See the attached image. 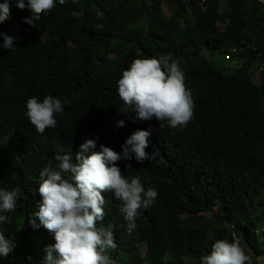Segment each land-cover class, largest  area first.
I'll return each instance as SVG.
<instances>
[{
    "label": "trees",
    "instance_id": "obj_1",
    "mask_svg": "<svg viewBox=\"0 0 264 264\" xmlns=\"http://www.w3.org/2000/svg\"><path fill=\"white\" fill-rule=\"evenodd\" d=\"M77 1L79 3H77ZM210 1H212L210 9L207 11L206 8V10L203 11L200 6V0H165L164 2L160 3V5H162L163 3H168V6L173 13V16L170 17V19H167L160 10V5H156V2H153V0H76V2L74 3L75 5L71 2L66 3L62 6L56 4L55 8H53L50 12L41 15L40 19L35 22V27L30 32L24 31L22 27H20V25L10 27L11 30L14 31L15 29L16 32H18V36L16 39V49L14 51L10 50L7 52H0V55L2 54L0 56V72L2 74L6 72L4 75H2V77L0 74V90H3L2 93L6 92L5 94H2V90L0 91V111L3 114H0V151L2 150L0 152V188L11 190L15 187H19L22 190V195L17 201V207L14 211L15 213H10V219L8 223L0 224V230H3L6 237L14 240L16 244V247L12 252L13 254L10 253L9 255L11 257H6L5 261V257H0V264H40L45 255V247L47 245L55 243L54 237L46 229L45 231L42 230L44 229L43 226H40V228H33L28 223V218L35 211H38V204L41 201V196L38 191L40 171L45 166L55 163L54 155L57 153L64 154L72 152L73 159L75 160V153L79 151L78 145L80 144V141L84 140L85 137H89L95 134V132L97 133L102 131L104 140H106L107 142L106 146H109L122 155L121 146L124 143L125 139L130 136V134L125 133V129L142 128L140 125L141 121L133 122L132 119L130 120L131 122L129 121L130 123H125L124 127H119V130L115 129L114 126H116V124L114 125V120H112L113 125H111L110 113L112 108L115 106V100H117V98L119 97L116 85L118 78H120V76L122 75V68H128L132 62V59L147 58L156 56V54L166 53L168 50L170 51L172 48H175L176 41L178 42V40L185 35V37L188 39L187 40L185 38L187 40L188 47L187 53L189 54H186L187 57L186 55L184 56L186 58H183L184 62L182 61L181 63L183 65H181L185 69V73L187 74L186 84L192 90L193 99L196 103V115L194 118L195 121L192 120L189 125L183 129H170L167 125L161 128L159 127V122L155 118L150 121H146L144 129L151 130V136L149 137L150 146H148L146 151L151 154L154 146V151L157 153L156 158L152 162L148 160L138 162L133 154L130 160L122 158L117 162V166L121 169L126 177L131 178L139 176L144 187H154L158 192V196L155 199L153 205L150 206V208H148L147 210L141 209V214L137 220V228L131 234H129L125 230L126 222L124 221L119 211L121 202L119 200H116L115 198L112 199V193H107V195H105V198L108 201L104 209L106 214L104 220L98 226H107L109 223L113 224L115 226L114 235L115 242L117 244V247L115 249L108 250V255L111 257L113 264H200V261H198L197 259L200 260V257L202 255L210 252L209 250H211L212 244L215 242V239L217 240L218 238L216 237V235H221L224 237L222 238L220 236L219 239H227L231 241L233 235L235 234V237L240 240L241 246L245 249L246 253L252 256L253 264H264V247H262L264 245H261L264 244V159L263 161L261 160L262 158H264V150L263 153L260 151L261 149H264L262 147L264 144L259 143H264V74H261L258 78V80H260L259 83H254L252 78L255 72V70L253 69V66L255 64L254 61L257 60L258 54H260L261 57L260 61L264 60V42L262 43V41L264 40V9L261 6L257 5L256 0H226L225 3L228 6V10L225 14H223L218 12L217 0H206L203 2L209 5ZM247 1L250 3H248ZM25 2L27 3V1ZM149 4H153V7L151 8ZM241 4L244 5V7ZM240 5L242 7H240ZM206 16L208 17V19ZM182 19H184L185 21V28H183V25L180 22V20ZM219 19L228 20L227 28L229 30L226 29L225 32H222L217 27H214L216 26V22ZM201 24L203 26H199ZM197 26L199 29H197ZM193 27H195L196 29ZM209 27L210 30L216 28L217 29L215 30V32L210 33V30H207V28L209 29ZM150 29H154L153 31L157 32L155 33L156 35ZM168 29L170 30V32H168ZM200 29L201 31H199ZM133 30L138 36H135ZM159 30L162 31L160 34L158 33L160 32ZM196 32H199L198 35H195L197 34ZM203 32H205L204 35L208 36L206 38L207 40L205 39L206 36L203 35ZM143 33L145 34L143 35ZM157 34L158 37H156ZM167 35L169 38L167 37ZM167 39L171 41H165ZM190 39L193 41L192 44L190 43L191 41H189ZM204 39L206 41H204ZM135 41L137 43H135ZM150 41H152L153 43ZM163 44L165 45V47L163 46ZM166 44L168 47H166ZM169 45L171 48L169 47ZM203 45H205L204 48ZM156 46H159V48H161L159 49ZM162 47L164 48V50ZM233 47L237 49V58L241 60L240 68L238 69H230L226 67L227 61L225 60V55H227L229 53V50ZM165 48H167V50ZM208 51H210V53L222 52L224 54L223 60L226 61V63L219 65L215 63L213 57H204V54ZM68 53L70 54L69 57L67 56L69 55ZM128 53L133 54L128 55ZM193 55H195V57ZM131 56H133L134 58ZM19 58H22V61H19ZM186 59L188 60V62L186 61ZM16 61H19V63H17ZM111 63L118 66L115 67L114 65L111 69ZM251 65L252 68H250ZM74 68L75 70L73 71ZM79 68L81 69L82 73H80ZM86 69H88V71ZM118 70L119 72L117 73ZM85 71L88 75H86ZM46 75L48 76V78ZM51 75H53L52 78ZM18 76L19 78L22 77L20 78L21 81L20 79H18ZM62 76H64L65 78ZM92 76L94 77V79ZM100 76H102V78ZM97 77L99 78L98 82ZM39 78L42 79L40 80ZM7 80H11L12 82H8ZM46 80H48V82ZM109 80H112V82L114 83L112 84ZM31 81L33 84H35L33 85ZM59 81L62 86H59ZM28 82H30L29 85L27 84ZM5 85L7 90L5 88ZM84 85L86 86L85 88ZM18 86L21 88L19 89ZM91 86L94 87L92 88ZM101 86H103V89L101 88ZM107 87H109L108 90ZM88 88L89 90L91 88V90L88 91ZM38 89L40 90V92ZM63 89L66 91H64ZM24 90L27 91L24 92ZM17 92L21 95H16ZM21 92L24 93L23 96ZM35 92H37L36 97H38L40 100H42L46 95H54L57 97L59 96L58 98H61V100H64V98L67 97L68 101H70L69 104L66 103L64 105L65 113L60 117V119L56 116L57 122L59 120V126L50 128L42 134L36 132L35 127L29 121H27V116L24 115L27 111L25 110V102L28 98L34 96ZM96 98L98 99V104ZM13 99L18 102H13ZM94 99L99 107L98 115L94 118H91L89 116L86 117L87 113H84V111L80 109H83L86 103ZM10 102L13 104H10ZM15 103L17 104V108H15L16 105L14 107ZM20 103H23V105H21ZM6 104L7 106L5 107ZM258 106L259 108L257 109ZM199 107L200 114L198 115L197 112ZM3 108L6 111L3 112ZM18 108L19 110H23L25 112L19 111ZM254 108L257 110H255ZM10 109L12 112L10 111ZM73 109H76V120L78 124L73 129V132H76V130H78L79 125L82 122V128L80 127L81 131L79 132L80 136L76 133L71 132L70 130L73 123ZM108 109L111 110L108 111ZM5 112L6 114H9L10 112L16 115L13 116L12 114H10L9 116H7ZM105 112L106 114H104ZM261 114H263V116H261ZM18 115H20L21 118ZM251 115L254 118L250 117ZM256 115L258 118L255 117ZM8 117H14L11 118L13 121H11V119H8ZM16 117L19 118L17 119ZM5 118L7 120H5ZM251 119H255V124L253 123V120L251 121ZM229 122L230 124H232V126L229 124ZM68 123L69 126L67 125ZM9 124L10 126H8ZM60 126L63 128H61ZM64 126H66V129ZM9 127L12 130H10ZM6 128L11 132L9 130H6ZM98 128L102 129L96 131V129ZM242 128L246 130H243ZM249 130L252 133H250ZM91 132H93V134H90ZM7 135L9 136V139H7L6 141L5 137ZM257 135L259 137L261 135L262 138L257 137ZM8 136L6 138H8ZM234 136H236L237 138ZM235 138L237 140H235ZM251 139L253 140L254 144L257 142V145L255 144L254 146L253 142H250ZM9 140L11 141L9 142ZM221 140L223 141V143ZM238 140L240 142L244 141L242 142V145H244L245 148L247 146V152L245 151V148L241 145V143L238 142ZM232 141L235 144L231 143ZM5 142H8L10 145H8V143L5 144ZM189 143L190 145H188ZM238 143L241 146H239ZM220 144H227L223 146L225 150ZM236 144L238 145V147ZM218 145H220L221 147ZM249 145H251L252 147ZM226 146H231V148H227ZM5 147H7L8 149H6ZM250 150H252L253 152ZM200 151L201 153H199ZM237 151H239L241 155ZM258 151H260L259 153L261 154L260 159V154H258ZM11 152L13 154V157ZM247 154L251 157H249L250 159H248V156H246ZM7 155H9V158L7 157ZM253 156L258 159H255ZM9 159L12 160L10 163ZM225 159H227V162ZM164 160L165 162H167V164L164 162ZM249 160L252 161L248 162ZM254 160L255 162H253ZM231 161H234L233 164L231 163ZM239 163L242 164L240 165ZM129 164L131 165V167L128 168L127 165ZM247 165L252 169L246 167ZM256 165L258 166V169ZM236 166L239 167V170H237L238 168ZM240 168L241 172H239ZM219 170L221 171V173L219 172ZM231 172L233 174H231ZM240 173L243 174L241 175ZM219 174H221L220 177ZM222 174L226 175L225 177L227 180ZM227 174H229V176ZM246 178L247 180L252 181H248L247 183ZM241 181L242 183H240ZM226 185L227 190L225 189ZM244 185L249 187H246ZM212 186H214V189H212ZM222 188L223 190H221ZM235 190H239L241 192V195H239L240 192L236 194ZM181 191L183 194L181 193ZM218 191L219 193L217 194ZM223 192H225V194H227L228 196H225ZM247 192L250 194L252 193L251 196L250 194L247 195ZM208 194H210L211 196H209ZM233 194L235 197H233ZM253 195L256 196L254 197ZM209 197L211 198L208 199ZM237 197H239L240 199L238 198L237 200ZM242 197L244 200H242ZM187 199L190 201H188ZM196 200L198 201V203ZM213 200H215L217 204ZM234 200H237L238 202L241 201V204L238 203L236 205L237 201L235 202ZM210 201H213L214 203L212 202V204ZM229 202L230 204L228 205ZM246 202H248V205H246ZM204 203H207L208 205H205ZM171 204L174 206H172ZM221 204H223L224 206H222ZM113 205L115 207H113ZM238 205H245V207L243 206L242 208L241 206L239 207L241 209H239ZM200 206L202 207V209ZM249 206H252L251 210L255 209L254 211L252 210V213H250L251 210H249ZM214 207H217V210H214ZM244 208H247L248 211ZM203 209L205 211L206 209H210V211L208 210L209 212L206 211L208 212L206 213ZM234 209L238 210L239 212ZM232 212H234V214H231ZM16 213L17 215L15 216ZM219 213H222L224 216L220 215ZM7 215H9V213ZM168 215L169 217L173 218H168ZM196 215L198 217H196ZM232 215H234L233 217L235 218V220ZM262 216L263 218H261ZM224 217L226 218L225 220H223ZM227 217L229 220L227 219ZM212 218L215 219L213 220ZM238 219L241 220L238 221ZM36 220L39 224L38 218H36ZM196 221L198 222V224ZM168 222L169 224L166 225ZM200 222L201 225L199 226ZM225 222L226 224L230 225L228 226L224 224V227L223 223ZM240 222L241 225H239ZM233 223H237V225L235 226V224ZM170 224H172V228ZM207 224L208 226L206 227ZM211 224L214 225L211 227ZM215 224L218 226H216ZM220 225L223 226L224 230H227L223 231ZM167 226L169 228H166ZM246 227L250 228L247 229ZM212 229L214 230V234L212 233V231L210 232V230ZM207 231L210 235L207 234ZM219 231H222L223 233H220ZM215 232H219L220 235L218 233L216 234ZM186 235L188 237H186ZM209 238L211 240L214 238L213 242ZM175 239L177 240L176 242H174ZM243 239H245L244 242ZM25 241L27 242L25 243ZM208 242H210V246L207 244ZM32 243L35 246L32 245ZM131 243H133V245ZM142 243L146 244L148 252H146V256L141 259V253L137 250L136 245ZM182 244L184 245L182 246ZM174 246H176L177 248ZM23 248H25L26 250ZM183 249L187 250L184 251ZM172 251H174V253ZM180 254L181 256L179 257L178 255ZM28 256H31L33 260L29 261ZM125 256L127 257L125 258ZM186 257H189L188 261ZM37 261L38 263H36Z\"/></svg>",
    "mask_w": 264,
    "mask_h": 264
},
{
    "label": "clouds",
    "instance_id": "obj_2",
    "mask_svg": "<svg viewBox=\"0 0 264 264\" xmlns=\"http://www.w3.org/2000/svg\"><path fill=\"white\" fill-rule=\"evenodd\" d=\"M164 1L153 0L156 5ZM203 1L206 0H200L201 9L205 11L207 8L208 11L212 1L209 5ZM225 1L217 0L218 12L223 14L228 10ZM69 2L74 4L76 0H0V52L16 49L18 32L11 30V26L20 25L24 31L30 32L42 14L50 12L56 4L62 6ZM260 2L264 3V0ZM256 3H259L258 0ZM149 5L153 7V4ZM259 6L264 9L263 5ZM160 10L167 19L173 16L168 3L160 5ZM180 22L185 28L184 19ZM227 25L228 20L225 19L216 22V27L222 32L226 31ZM187 52V40L181 37L170 51L147 58H135L122 71L117 81L119 97L110 113L111 125L114 120L115 129L119 130L132 119L133 122L141 121L142 127L125 129V133L130 136L121 146L122 155L106 146L102 131L95 134L91 132L93 135L85 137L78 145L75 160L72 152L57 153L54 155L55 163L40 171L38 191L41 201L38 211L28 218V223L33 228L43 226L55 241L45 247L40 264H113L108 250L117 247L115 226L111 223L98 226L106 214L104 209L108 201L105 195L112 193L121 202L119 211L126 222V232L131 234L137 228L141 209L149 208L158 192L151 186L145 188L139 176L126 177L117 162L122 158L130 160L133 154L138 162H152L156 158L154 146L151 154L146 151L151 136V130L144 129L146 121L155 118L161 128L167 125L170 129H183L194 120L196 104L193 92L186 84L187 74L181 65ZM236 53L237 49L233 47L229 50L230 56L225 55V60L228 61V56L230 62L235 65L239 63L238 67L232 69L240 68L241 61ZM260 59L258 54L254 61L259 65L254 75L259 77L264 74V60ZM66 103H70L67 97L62 101L54 95H46L42 100L32 96L26 101L27 119L42 134L59 126L56 116L60 119L65 113ZM80 110L87 113L86 117L93 118L97 117L99 107L94 99ZM81 124L73 132L78 125L76 109H73L71 132L79 135ZM21 195L19 187L11 190L0 188V224L8 223L7 214L15 211ZM15 247V241L0 230V257H8ZM28 260L31 261L32 257L28 256ZM200 264H253V258L246 253L234 234L231 241L215 240L210 252L200 257Z\"/></svg>",
    "mask_w": 264,
    "mask_h": 264
},
{
    "label": "bare ground",
    "instance_id": "obj_3",
    "mask_svg": "<svg viewBox=\"0 0 264 264\" xmlns=\"http://www.w3.org/2000/svg\"><path fill=\"white\" fill-rule=\"evenodd\" d=\"M95 1H96V0H95ZM228 1H229V0H228ZM231 1H234V0H231ZM238 1H239V0H238ZM240 1H241V0H240ZM248 1H249V0H248ZM248 1H247V2H248ZM243 2H244V1H243ZM245 2H246V1H245ZM77 3H79V2L77 1ZM228 3H229V2H228ZM241 3H242V2H241ZM248 3H250V2H248ZM225 4H226V3H225ZM242 4H243V3H242ZM242 4H241V5H242ZM260 4H261V3H258L257 5H260ZM64 5H65V4H64ZM74 5H75V4H74ZM241 5H240V7H242V6L244 7V5H242V6H241ZM70 6H71V5H70ZM133 6H134V5H133ZM260 8H261V7H260ZM132 9H133V8H132ZM246 9H248V8H246ZM213 10H214V9H213ZM216 10H217V9H216ZM251 10H252V9H251ZM214 11H215V10H214ZM249 11H250V8H249ZM255 12H256V8H255ZM211 13H212V12H211ZM212 15H213V14H212ZM209 16H210V13H209ZM206 17H207V16H206ZM255 17H256V16H255ZM263 17H264V16H263ZM207 19H208V17H207ZM229 20H230V19H229ZM130 21H131V20H130ZM214 23H215V22H214ZM173 25H174V24H173ZM51 26H52V25H51ZM138 27H139V26H138ZM164 27H165V26H164ZM214 27H216V26H214ZM214 27H213V28H214ZM52 28H53V27H52ZM142 28H143V27H142ZM151 28H152V27H151ZM155 28H156V27H155ZM155 28H154V29H155ZM158 28H159V27H158ZM161 28H162V27H161ZM187 28H188V27H187ZM193 28H195V27H193ZM213 28H212V29H213ZM134 29H135V28H134ZM154 29H153V30H154ZM195 29H196V28H195ZM197 29H199L198 26H197ZM216 29H217V28H216ZM216 29H213V30H214V31H213V30H210V27H209V29L207 28V30H210V33L215 32ZM227 29H228V28H227ZM14 30H15V29H14ZM135 30H136V29H135ZM139 30H141V29H139ZM145 30H146V29H145ZM150 30H151V29H150ZM153 30H151V31H153ZM168 30H169V29H168ZM228 30H229V29H228ZM133 31H134V30H133ZM143 31H144V30H143ZM159 31H160V30H159ZM163 31H165V30H163ZM166 31H167V30H166ZM194 31H195V30H194ZM199 31H201V29H200ZM217 31H218V30H217ZM21 32H22V31H21ZM144 32H145V31H144ZM153 32H154V31H153ZM161 32H162V31H160V32H158V33L160 34ZM168 32H170V30H169ZM192 32H193V31H192ZM205 32H207V31H205ZM205 32H203V35H204ZM129 33H130V32H129ZM155 33H157V32H154V34H155ZM196 33H197V32H196ZM198 33H199V32H198ZM198 33L195 34V35H198ZM210 33H209V34H210ZM220 33H221V32H220ZM226 33H228V32H226ZM19 34H20V32H19ZM134 34H135V36H138V35H136L135 31H134ZM134 34H133V35H134ZM144 34H145V33H143V35H144ZM146 34H148V33H146ZM152 34H153V33H152ZM152 34H151V35H152ZM154 34H153V35H154ZM165 34H166V33H165ZM170 34H171V33H170ZM209 34H208V35H209ZM23 35H24V34H23ZM153 35H152V36H153ZM155 35H156V34H155ZM187 35H188V34H187ZM190 35H191V34H190ZM195 35H194V37H195ZM200 35H201V34H200ZM218 35H219V32H218ZM16 36H17V35H16ZM159 36H160V35H159ZM185 36H186V35H185ZM185 36H183V37H185ZM191 36H192V35H191ZM191 36H190V37H191ZM201 36H202V35H201ZM201 36H200V38H201ZM204 36H206V35H204ZM215 36H216V35H215ZM23 37H24V36H23ZM120 37H121V36H120ZM140 37H141V34H140ZM156 37H158V34H157ZM165 37H166V36H165ZM167 37H168V35H167ZM173 37H174V36H173ZM190 37H189V38H190ZM202 37H203V36H202ZM207 37H208V36H206L205 39H206ZM220 37H221V36H220ZM149 38H150V36H149ZM152 38H154V37H152ZM152 38H151V39H152ZM168 38H169V37H168ZM185 38H186V37H185ZM261 38H262V37H261ZM170 39H171V38H170ZM186 39H187V38H186ZM191 39H192V38H191ZM191 39H190L189 41H191L190 43L192 44L193 41H192ZM205 39H204V41L207 40V39H206V40H205ZM212 39H213V38H212ZM212 39H211V40H212ZM135 40H136V38H135ZM138 40H139V39H138ZM138 40H137V41H138ZM154 40H155V39H154ZM156 40H157V39H156ZM171 40H172V39H171ZM171 40H170V41H171ZM187 40H188V39H187ZM196 40H199V39H196ZM200 40H201V39H200ZM140 41H141V40H140ZM144 41H145V40H144ZM165 41H169V40L167 39V40H165ZM165 41H164V42H165ZM170 41H169V42H170ZM178 41H179V40H178ZM194 41H195V40H194ZM150 42H152V41H150ZM164 42H163V43H164ZM263 42H264V40L262 41V43H263ZM22 43H23V42H22ZM106 43H107V42H106ZM135 43H137V42L135 41ZM152 43H153V42H152ZM152 43H151V44H152ZM165 43H166V42H165ZM176 43H177V41H176ZM200 43H201V41H200ZM20 44H21V43H20ZM142 44H143V43H142ZM147 44H148V42H147ZM151 44H150V45H151ZM157 44H158V43H157ZM169 44H171V43H169ZM194 44H195V43H194ZM203 44H204V43H203ZM206 44H207V42H206ZM145 45H146V44H145ZM153 45H154V44H153ZM161 45H162V44H161ZM161 45H159V46H161ZM135 46H136V45H135ZM146 46H147V45H146ZM154 46H155V45H154ZM159 46H156V47L159 48ZM163 46L165 47L164 44H163ZM173 46H174V44H173ZM175 46H176V45H175ZM188 46H189V44H188ZM192 46H193V45H192ZM204 46H205V45H203V48H204ZM19 47H20V46H19ZM21 47H22V46H21ZM138 47H139V46H138ZM148 47H149V46H148ZM152 47H153V46H152ZM166 47H168L167 44H166ZM169 47H170V45H169ZM135 48H136V47H135ZM135 48H134V49H135ZM141 48H142V47H141ZM146 48H147V47H146ZM158 48H157V49H158ZM160 48H161V47H160ZM160 48H159V49H160ZM162 48H163V47H162ZM170 48H171V47H170ZM203 48H201V49H203ZM234 48H235V47H234ZM251 48H252V47H251ZM131 49H132V48H131ZM153 49H154V48H153ZM165 49L167 50V48H165ZM172 49H173V48H172ZM136 50H138V49H136ZM144 50H146V49H144ZM144 50H143V51H144ZM149 50H150V49H149ZM149 50H148V51H149ZM163 50H164V48H163ZM166 50H165V51H166ZM210 50H212V49H210ZM262 50H263V49H262ZM131 51H132V50H131ZM148 51H147V52H148ZM150 51H151V50H150ZM153 51H154V50H153ZM161 51H162V50H161ZM168 51H169V50H168ZM192 51H193V50H192ZM194 51H195V50H194ZM129 52H130V51H129ZM134 53H135V52H134ZM136 53H137V52H136ZM145 53H146V52H145ZM194 53H195V52H194ZM68 54H69V53H68ZM129 54L131 55V54H133V53H128V55H129ZM160 54H161V53H160ZM186 54H189V53H186ZM1 55H2V54H1ZM1 55H0V56H1ZM135 55H136V54H135ZM259 55H260V54H259ZM63 56H64V53H63ZM67 56L69 57L70 54L67 55ZM125 56H126V55H125ZM144 56H145V55H144ZM190 56H191V55H190ZM190 56H189V57H190ZM193 56L195 57V55H193ZM200 56H201V55H200ZM65 57H66V55H65ZM131 57H133V56H131ZM136 57H137V56H136ZM186 57H187V55H186ZM186 57H183V58L185 59ZM189 57H188V58H189ZM202 57H203V56H202ZM4 58H5V57H4ZM128 58H130V57H128ZM128 58H127V59H128ZM133 58H134V57H133ZM19 59H20L19 61H22V60H21L22 58H19ZM194 59H195V58H194ZM13 60H14V59H13ZM17 60H18V59H17ZM54 60H55V59H54ZM132 60H133V59H132ZM189 60H190V59H189ZM191 60H192V59H191ZM19 61H16V62L19 63ZM186 61L188 62L187 59H186ZM10 62H11V61H10ZM183 62H184V61H183ZM189 62H190V61H189ZM228 62H229V61H227V63H228ZM14 63H15V62H14ZM17 63H16V64H17ZM49 63H50V62H49ZM8 64H10V63H8ZM8 64H7V65H8ZM12 64H13V63H12ZM50 64H51V63H50ZM111 64H112V66H110V68L112 69L113 66H114L115 64H113V63H111ZM181 64H182V63H181ZM14 65H15V64H14ZM72 65H73V64H72ZM182 65H183V64H182ZM17 66H18V65H17ZM49 66H50V65H49ZM74 66H75V65H74ZM117 66H118V65H115V67H117ZM5 67H8V66H5ZM5 67H3V68H5ZM12 67H13V65H12ZM70 67H72V66H70ZM115 67H114V68H115ZM126 67H127V66H126ZM3 68H2V69H3ZM9 68H10V67H9ZM23 69H24V68H23ZM79 69H80V68H79ZM118 69H119V68H118ZM120 69H121V68H120ZM18 70H19V69H18ZM25 70H26V69H25ZM74 70H75V68L73 69V71H74ZM77 70H78V69H77ZM86 70L88 71V69H86ZM122 70H124V68H122ZM26 71H27V70H26ZM65 71H66V70H65ZM69 71H70V70H69ZM82 71H83V70H82ZM90 71H91V70H90ZM28 72H29V71H28ZM75 72H76V71H75ZM75 72H73V73H75ZM83 72H84V71H83ZM115 72H116V71H115ZM118 72H119V70L117 71V73H118ZM5 73H6V72H5ZM5 73H4V74H5ZM20 73H21V72H20ZM24 73H25V72H24ZM24 73H22V74H24ZM68 73H69V72H68ZM80 73H82V72H81V69H80ZM85 73H86V71H85ZM85 73H84V74H85ZM88 73H89V72H88ZM0 74H1V77H2V75H4V74H2L1 72H0ZM26 74H27V73H26ZM76 74H77V73H76ZM97 74H98V73H97ZM113 74H114V73H113ZM18 75H19V74H18ZM27 75H28V74H27ZM27 75H26V76H27ZM44 75H45V74H44ZM47 75H48V74H47ZM47 75H46V76H47ZM49 75H50V74H49ZM63 75H64V74H63ZM74 75H75V74H74ZM77 75H78V74H77ZM79 75H81V74H79ZM86 75H88V74L86 73ZM94 75H95V72H94ZM114 75H115V74H114ZM5 76H6V75H5ZM16 76H17V75H16ZM22 76H23V75H22ZM52 76H53V75H51V78H52ZM64 76H65V75H64ZM64 76H62V77H64ZM81 76H83V75H81ZM84 76H85V75H84ZM89 76H90V74H89ZM119 76H120V75H119ZM42 77H44V76H42ZM85 77H86V76H85ZM92 77H93V76H92ZM95 77H96V76H95ZM98 77H99V76H98ZM98 77H97V78H98ZM100 77L102 78V76H100ZM114 77H115V76H114ZM114 77H113V78H114ZM116 77H117V76H116ZM14 78H15V76H14ZM14 78H13V79H14ZM20 78H22V77H20ZM20 78H19V76H18V79H20ZM26 78H27V77H26ZM31 78H32V77H31ZM35 78H37V77H35ZM35 78H33V79H35ZM47 78H48V76H47ZM47 78H46V79H47ZM64 78H65V77H64ZM66 78H67V77H66ZM83 78H84V77H83ZM104 78H105V77H104ZM5 79H6V78H5ZM39 79L41 80L42 78H39ZM44 79H45V78H44ZM49 79H50V78H49ZM58 79H60V78H58ZM81 79H82V77H81ZM86 79H88V78H86ZM93 79H94V77H93ZM93 79H92V80H93ZM107 79H108V78H107ZM118 79H119V78H118ZM55 80H56V79H55ZM92 80H91V81H92ZM98 80H99V78L97 79V82H98ZM100 80H101V79H100ZM103 80H104V79H103ZM115 80H116V78H115ZM7 81H8V80H7ZM9 81H11V80H9ZM9 81H8V82H9ZM20 81H21V79H20ZM24 81H25V80H24ZM26 81H27V80H26ZM43 81H44V80H43ZM46 81L48 82V80H46ZM62 81H63V80H62ZM101 81H102V80H101ZM109 81H110V80H109ZM8 82H7V83H8ZM11 82H12V81H11ZM22 82H23V81H22ZM41 82H42V81H41ZM50 82H51V81H50ZM50 82H49V83H50ZM55 82H56V81H55ZM86 82H87V81H86ZM97 82H96V83H97ZM99 82H100V81H99ZM106 82H107V81H106ZM110 82H111L112 84L114 83V82H112V80H111ZM110 82H109V83H110ZM7 83H6V84H7ZM29 83H30V82H28L27 84L29 85ZM31 83H32V81H31ZM58 83H59V86H60V85H61L60 81H59ZM89 83H90V82H89ZM94 83H95V82H94ZM101 83H102V82H101ZM2 84H3V82H2ZM4 84H5V82H4ZM8 84H9V83H8ZM8 84H7V85H8ZM21 84H22V83H21ZM32 84H33V83H32ZM34 84H35V83H34ZM34 84H33V85H34ZM38 84H39V83H38ZM45 84H46V83H45ZM251 84H252V83H251ZM40 85H41V84H40ZM40 85H39V86H40ZM42 85H43V84H42ZM46 85H47V84H46ZM48 85H49V84H48ZM50 85H51V84H50ZM85 85H86V84H85ZM85 85H84V88L86 87ZM11 86H12V85H11ZM19 86H20V85H19ZM19 86H18V87H19ZM56 86H57V85H56ZM59 86H58V87H59ZM61 86H62V85H61ZM99 86H100V85H99ZM99 86H98V87H99ZM116 86H117V85H116ZM7 87H8V86H7ZM12 87H13V86H12ZM35 87H36V86H35ZM45 87H46V86H45ZM63 87H64V86H63ZM91 87H92V86H91ZM93 87H94V86H93ZM93 87H92V88H93ZM102 87H103V86H101V88H102ZM104 87H105V85H104ZM5 88H6V85H5ZM20 88H21V87H19V89H20ZM29 88H30V87H29ZM108 88H109V87H107V90H108ZM8 89H9V88H8ZM16 89H17V88H16ZM25 89H26V88H25ZM42 89H43V87H42ZM98 89H99V88H98ZM102 89H103V88H102ZM104 89H106V88H104ZM115 89H116V88H115ZM1 90H2V89H1ZM1 90H0V91H1ZM4 90H5V89H4ZM6 90H7V88H6ZM6 90H5V91H6ZM14 90H15V88H14ZM17 90H18V89H17ZM17 90H16V91H17ZM22 90H23V89H22ZM22 90H21V91H22ZM27 90H28V88H27ZM27 90H26V91H27ZM29 90H30V89H29ZM38 90H39V89H38ZM40 90H41V88H40ZM40 90H39V92H40ZM55 90H56V89H55ZM60 90H61V89H60ZM63 90H64V89H63ZM63 90H62V91H63ZM90 90H91V88H90ZM90 90H89V88H88V91H90ZM26 91L24 90V92H26ZM33 91H34V89H33ZM64 91H66V90H64ZM92 91H93V90H92ZM92 91H91V92H92ZM100 91H101V90H100ZM104 91H105V90H104ZM112 91H113V89H112ZM2 92H3V90L1 91V93H2ZM12 92H13V91H12ZM12 92H11V93H12ZM96 92H97V91H96ZM96 92H95V93H96ZM102 92H103V90H102ZM1 93H0V94H1ZM5 93H6V92H5ZM5 93H2V94H5ZM21 93H22V96H23L24 93H23V92H21ZM57 93H58V92H57ZM57 93H56V94H57ZM65 93H66V92H65ZM107 93H108V92H107ZM110 93H111V92H110ZM17 94H18V96L21 95V94L18 93V92L16 93V95H17ZM54 94H55V93H54ZM6 95H8V94H6ZM6 95H5V96H6ZM28 95H29V93H28ZM36 95H37V92H35L34 96H36ZM93 95H94V94H93ZM102 95H103V94H102ZM116 95H117V94H116ZM22 96H21V97H22ZM104 96H105V95H104ZM111 96H112V95H111ZM6 97H7V96H6ZM58 97H59V96H58ZM106 97H108V96H106ZM117 97H118V96H117ZM24 98H25V97H24ZM196 98H197V96H196ZM11 99H12V98H11ZM15 99H16V98H15ZM19 99H20V97H19ZM60 99H61V98H60ZM96 99H97V98H96ZM99 99H100V98H99ZM101 99H102V98H101ZM103 99H104V98H103ZM117 99H118V98H117ZM263 99H264V98H263ZM1 100H2V99H1ZM62 100H63V99H62ZM110 100H111V99H110ZM114 100H115V99H114ZM114 100H112V101H114ZM12 101L14 102V101H16V100L13 99ZM99 101H100V100H99ZM108 101H109V100H108ZM115 101H116V100H115ZM16 102H18V101H16ZM104 102H105V101H104ZM25 103H26V102H25ZM259 103H260V102H259ZM262 103H263V101H262ZM10 104H13V103L10 102ZM20 104H21V103H20ZM20 104H19V106H20ZM68 104H69V103H68ZM97 104H98V99H97ZM112 104H113V102H112ZM195 104H196V103H195ZM256 104H257V102H256ZM15 105H16V107H15ZM21 105H23V103H22ZM254 105H255V104H254ZM6 106H7V104L5 105V107H6ZM73 106H74V105H73ZM3 107H4V106H3ZM10 107H11V106H10ZM14 107L17 108V104H16V103L14 104ZM14 107H13V108H14ZM21 107H22V106H21ZM21 107H20V108H21ZM105 107H106V106H105ZM112 107H113V106H112ZM253 107H254V106H253ZM255 107H256V106H255ZM13 108H12V109H13ZM15 108H14V109H15ZM24 108H25V107H24ZM107 108H108V107H107ZM110 108H111V107H110ZM258 108H259V106L257 107V109H258ZM254 109H255V108H254ZM254 109H252V110H254ZM257 109H255V110H257ZM18 110H19V108H18ZM25 110H26V109H25ZM110 110H111V109H108V111H110ZM4 111H6V110L3 108V112H4ZM7 111H9V110H7ZM10 111H11V109H10ZM19 111H21V110H19ZM22 111H23V110H22ZM22 111H21V112H22ZM0 112H1V111H0ZM11 112H12V111H11ZM23 112H25V111H23ZM101 112H102V110H101ZM106 112H107V110H106ZM106 112H105L104 114H106ZM251 112H252V111H251ZM258 112H259V111H258ZM13 113H14V112H13ZM15 113H16V112H15ZM25 113H26V112H25ZM108 113H109V112H108ZM197 113H198V112H197ZM254 113H255V112H254ZM0 114H2V112H1ZM5 114H6V112H5ZM10 114H12V113L9 112V114H6V115L9 116ZM17 114H18V113H17ZM19 114H20V113H19ZM21 114H22V113H21ZM23 114H24V113H23ZM2 115H3V114H2ZM12 115L15 116L16 114H15V115L12 114ZM12 115H11V116H12ZM24 115L26 116V114H24ZM24 115H22V116H24ZM253 115H255V114H253ZM257 115H258V114H257ZM257 115H256L255 117H257ZM7 116H5V117H7ZM18 116H20V115H18ZM258 116H259V115H258ZM261 116H263V114H261ZM250 117H252V115H251ZM11 118H14V117H8V119H11ZM16 118H17V117H16ZM16 118H15V119H16ZM18 118H19V117H18ZM18 118H17V119H18ZM20 118H21V116H20ZM93 118H94V117H93ZM252 118H254V117H252ZM257 118H258V117H257ZM259 118H260V117H259ZM26 119H27V118H26ZM97 119H98V118H97ZM5 120H7V119L5 118ZM19 120H20V119H19ZM19 120H18V121H19ZM24 120H25V118H24ZM94 120H95V119H94ZM94 120H93V121H94ZM252 120H253V123H254V122H255V119H251V121H252ZM260 120H261V119H260ZM11 121H13V120L11 119ZM27 121H28V120H27ZM27 121H26V123H27ZM194 121H195V120H194ZM130 122H131V121H130ZM130 122H129V123H130ZM97 123H98V121H97ZM129 123H128V124H129ZM240 123H241V122H240ZM24 124H25V123H24ZM60 124H62V123H60ZM63 124H64V123H63ZM65 124H66V123H65ZM95 124H96V123H95ZM229 124H230V122H229ZM233 124H234V123H233ZM237 124H238V123H237ZM241 124H242V123H241ZM254 124H255V123H254ZM257 124H258V123H257ZM26 125H28V124H26ZM67 125L69 126V123H68ZM194 125H195V123H194ZM230 125L232 126V124H230ZM243 125H245V124H243ZM247 125H248V124H247ZM247 125H246V126H247ZM8 126H10V124H9ZM61 126H62V125H61ZM61 126H60V127H61ZM257 126H258V125H257ZM5 127H6V126H5ZM11 127H12V125H11ZM23 127H24V126H23ZM64 127H65V129H66V126H64ZM114 127H116V126H114ZM29 128H30V127H29ZM61 128H63V127H61ZM81 128H82V127H81ZM235 128H236V127H235ZM246 128H247V127H246ZM248 128H249V127H248ZM252 128H253V127H252ZM255 128H257V127H255ZM255 128H254V129H255ZM9 129H10V127H9ZM9 129L6 128V130H9ZM242 129H243V130H246V129H244V128H242ZM10 130H12V129H10ZM10 130H9V131H10ZM13 130H14V129H13ZM59 130H61V129H59ZM63 130H64V129H63ZM70 130H71V128H70ZM226 130H227V128H226ZM230 130H231V129H230ZM243 130H242V131H243ZM257 130H259V129H257ZM257 130H256V131H257ZM4 131H5V130H4ZM67 131H68V129H67ZM80 131H81V130H80ZM231 131H232V130H231ZM240 131H241V130H240ZM256 131H255V132H256ZM260 131H261V130H260ZM10 132H11V131H10ZM36 132H37V131H36ZM249 132H250V130H249ZM261 132H262V131H261ZM8 133H9V132H8ZM32 133H34V132H32ZM243 133H244V132H243ZM250 133H252V132H250ZM253 133H254V132H253ZM2 134H3V133H2ZM4 134H5V133H4ZM11 134H12V133H11ZM241 134H242V132H241ZM259 134H260V133H259ZM259 134H258V135H259ZM36 135H37V133H36ZM38 135H39V134H38ZM67 135H68V134H67ZM69 135H70V133H69ZM237 135H238V134H237ZM248 135H250V134H248ZM254 135H255V134H254ZM258 135H257V137H259ZM7 136H8V135H7ZM7 136H6V137H7ZM62 136H63V135H62ZM74 136H75V135H74ZM79 136H80V135H79ZM227 136H228V135H227ZM243 136H244V135H243ZM245 136H246V135H245ZM6 137H5V139H6V141H7V139H9V136H8V138H6ZM10 137H11V136H10ZM213 137H214V136H213ZM224 137H225V136H224ZM234 137H236V136H234ZM238 137H239V136H238ZM260 137H261V135H260ZM260 137H259V138H260ZM3 138H4V136H3ZM13 138H14V137H13ZM74 138H75V137H74ZM220 138H221V137H220ZM226 138H227V137H226ZM236 138H237V137H236ZM236 138H235V140H237ZM241 138H242V137H241ZM243 138H245V137H243ZM246 138H247V137H246ZM261 138H262V137H261ZM33 139H34V138H33ZM105 139H106V138H105ZM224 139H225V138H224ZM227 139H228V138H227ZM232 139H234V138H232ZM254 139H256V138H254ZM215 140H216V139H215ZM217 140H218V139H217ZM229 140H230V139H229ZM251 140H252V139H251ZM251 140H250V142H253V140H252V141H251ZM257 140H258V139H257ZM259 140H261V139H259ZM262 140H263V139H262ZM3 141H4V140H3ZM3 141H2V142H3ZM10 141H11V140H9V142H10ZM197 141H198V140H197ZM221 141H222V140H221ZM225 141H227V140H225ZM230 141H231V140H230ZM247 141H248V140H247ZM0 142H1V139H0ZM31 142H32V141H31ZM80 142H81V141H80ZM193 142H194V141H193ZM235 142H236V141H235ZM238 142H240V141L238 140ZM242 142H244V141H242ZM242 142H240L241 145L243 144ZM7 143H8V142H5V144H7ZM183 143H184V142H183ZM222 143H223V141H222ZM226 143H227V142H226ZM231 143L235 144L233 141H232ZM256 143H257V142H256ZM256 143H255V144H256ZM259 143H260V144H264V143H261V142H259ZM78 144H79V143H78ZM238 144H239V143H238ZM249 144H251V143H249ZM253 144H254V142H253ZM253 144H252V145H253ZM255 144H254V146H255ZM8 145H10V144L8 143ZM106 145H107V142H106ZM186 145H187V144H186ZM188 145H190V143H189ZM220 145L223 147L224 145H227V144H224V145H223V144H220ZM220 145H218V146H220ZM231 145H232V144H231ZM236 145H237V144H236ZM241 145L239 144V146H241ZM245 145H246V144H245ZM256 145H257V144H256ZM31 146H32V145H31ZM149 146H150V145H149ZM221 146H220V147H221ZM242 146L245 148L244 145H242ZM249 146H251V145H249ZM261 146H262V145H261ZM1 147H2V146H1ZM108 147H109V146H108ZM179 147H180V146H179ZM193 147H194V146H193ZM226 147H227V146H226ZM228 147H229V146H228ZM228 147H227V148H228ZM237 147H238V145H237ZM237 147H236V148H237ZM251 147H252V146H251ZM251 147H250V148H251ZM258 147H259V146H258ZM262 147L264 148V145H263ZM5 148L8 149L7 147H5ZM9 148H10V147H9ZM15 148H16V147H15ZM183 148H184V147H183ZM185 148H186V147H185ZM187 148H188V147H187ZM229 148H231V146H230ZM250 148H249V149H250ZM256 148H257V147H256ZM260 148H261V147H260ZM0 149H1V148H0ZM161 149H162V148H161ZM189 149H190V148H189ZM195 149H196V148H195ZM200 149H201V148H200ZM223 149H224V147H223ZM232 149H233V146H232ZM232 149H231V151H232ZM242 149H243V148H242ZM246 149H247V146H246V148H245V151H246ZM254 149H255V148H254ZM254 149H253V150H254ZM163 150H164V149H163ZM184 150H185V149H184ZM221 150H222V149H221ZM224 150H225V149H224ZM234 150H235V148H234ZM258 150H259V149H258ZM263 150H264V149H261L260 151L263 153ZM1 151H2V150H1ZM1 151H0V152H1ZM4 151H5V150H4ZM8 151H10V150H8ZM11 151H13V150H11ZM226 151H227V150H226ZM231 151H230V152H231ZM242 151H243V150H242ZM245 151H244V152H245ZM250 151H252V150H250ZM250 151H249V153H250ZM255 151H257V150H255ZM260 151H258V154H260V153H259ZM224 152H225V151H224ZM227 152H228V151H227ZM227 152H226V153H227ZM237 152H239V151H237ZM244 152H243V153H244ZM246 152H247V151H246ZM252 152H253V151H252ZM13 153H14V152H13ZM184 153H185V152H184ZM199 153H201V151H200ZM217 153H218V152H217ZM231 153H232V152H231ZM255 153H256V152H255ZM2 154H3V152H2ZM11 154H12V152H11ZM194 154H195V153H194ZM228 154H229V153H228ZM232 154H233V153H232ZM232 154H231V155H232ZM234 154H235V153H234ZM239 154H240V152H239ZM239 154H238V155H239ZM251 154H252V153H251ZM253 154H254V153H253ZM0 155H1V154H0ZM192 155H193V154H192ZM220 155H221V154H220ZM222 155H223V154H222ZM240 155H241V154H240ZM244 155H245V154H244ZM262 155H263V154H262ZM18 156H19V155H18ZM25 156H26V155H25ZM183 156H184V155H183ZM185 156H186V155H185ZM189 156H190V155H189ZM224 156H225V155H224ZM232 156H233V155H232ZM246 156H248V154H247ZM260 156H261V154L259 155V159H260ZM7 157L9 158V155H7ZM12 157H13V154H12ZM16 157H17V156H16ZM20 157H21V156H20ZM219 157H220V156H219ZM221 157H222V156H221ZM249 157H250V156H248V159L251 158V157H250V158H249ZM253 157H254V156H253ZM257 157H258V156H257ZM180 158H181V157H180ZM199 158H200V157H199ZM199 158H198V159H199ZM225 158H226V157H225ZM228 158H229V157H228ZM231 158H234V157H231ZM231 158H230V159H231ZM237 158H238V157H237ZM245 158H246V157H245ZM254 158H255V159H258V158H256V157H254ZM2 159H4V158H2ZM10 159H11V158H10ZM10 159H9V160H10ZM18 159H19V157H18ZM173 159H174V158H173ZM240 159H242V158H240ZM263 159H264V158H262L261 160L263 161ZM9 160H8V161H9ZM16 160H17V159H16ZM167 160H168V159H167ZM225 160H226V162H227V159H225ZM233 160H234V159H233ZM245 160H246V159H245ZM11 161H12V160H10L9 163H10ZM17 161H18V160H17ZM187 161H188V160H187ZM218 161H219V160H218ZM222 161H223V160H222ZM251 161H252V160H249L248 162H251ZM256 161H257V160H256ZM14 162H15V161H14ZM14 162H13V163H14ZM22 162H23V161H22ZM164 162H165V160H164ZM215 162H216V161H215ZM226 162H225V163H226ZM233 162H234V161H233ZM233 162L231 161L232 164H233ZM240 162H242V161H240ZM248 162H247V163H248ZM253 162H255V160H254ZM13 163H12V164H13ZM165 163L167 164V162H165ZM165 163H164V164H165ZM229 163H230V162H229ZM229 163H228V164H229ZM235 163H236V162H235ZM256 163H257V162H256ZM258 163H260V162H258ZM18 164H19V163H18ZM174 164H175V163H174ZM211 164H212V163H211ZM223 164H224V163H223ZM226 164H227V163H226ZM236 164H237V163H236ZM239 164H240V163H239ZM241 164H242V163H241ZM241 164H240V165H241ZM250 164H251V163H250ZM252 164H253V163H252ZM263 164H264V163H263ZM263 164H262V165H263ZM6 165H7V164H6ZM25 165H26V164H25ZM27 165H28V164H27ZM168 165H169V162H168ZM168 165H167V167H168ZM220 165H221V163H220ZM234 165H235V164H234ZM257 165H258V164H257ZM257 165H256V166H257ZM148 166H149V165H148ZM178 166H179V165H178ZM223 166H224V165H223ZM230 166H231V165H230ZM244 166H245V165H244ZM263 166H264V165H263ZM33 167H34V166H33ZM236 167H237V166H236ZM246 167H248V165H247ZM246 167H245V169H246ZM260 167H262V166H260ZM2 168H3V167H2ZM175 168H176V166H175ZM204 168H205V167H204ZM225 168H226V166H225ZM225 168H224V170H225ZM228 168H229V166H228ZM237 168H238V169H237ZM237 168H235V169L239 170V167H237ZM241 168H242V167H241ZM241 168H240V171H239V172H241ZM248 168H251V167H248ZM211 169H212V168H211ZM251 169H252V168H251ZM257 169H258V166H257ZM257 169H256V170H257ZM222 170H223V169H222ZM228 170H229V169H228ZM231 170H232V169H231ZM233 170H234V168H233ZM247 170H248V169H247ZM203 171H204V170H203ZM242 171H243V170H242ZM250 171H251V170H250ZM254 171H255V169H254ZM175 172H176V171H175ZM215 172H217V171H215ZM219 172L221 173L220 170H219ZM224 172H225V171H224ZM228 172H230V171H228ZM233 172H234V171H233ZM237 172H238V171H237ZM243 173H244V172H243ZM243 173H242V174H243ZM250 173H251V172H250ZM217 174H218V173H217ZM231 174H233V173L231 172ZM240 174H241V173H240ZM242 174H241V175H242ZM244 174H245V173H244ZM246 174H247V172H246ZM208 175H209V174H208ZM220 175H221V174H219V177H220ZM222 175H224V174H222ZM227 175L229 176V174H227ZM236 175H237V174H236ZM236 175H235V176H236ZM249 175H250V174H249ZM225 176H226V175H224V177H225ZM243 176H244V175H243ZM247 176H248V175H247ZM219 177H218V178H219ZM231 177H232V176H231ZM231 177H229V178H231ZM241 177H242V176H241ZM205 178H206V177H205ZM218 178H217V179H218ZM235 178H236V177H235ZM235 178H233V179H235ZM247 178H248V177H247ZM247 178H246V180H247ZM251 178H252V177H251ZM203 179H204V177H203ZM225 179H226V177H225ZM225 179H224V180H225ZM233 179H232V180H233ZM236 179H237V178H236ZM243 179H244V178H243ZM248 179H249V178H248ZM252 179H253V178H252ZM201 180H202V178H201ZM220 180H221V179H220ZM226 180H227V179H226ZM188 181H189V180H188ZM197 181H198V180H197ZM214 181H215V180H214ZM228 181H230V180H228ZM238 181H239V180H238ZM242 181H243V180H242ZM242 181H241L240 183H242ZM248 181H249V180H247V183H248ZM251 181H252V180H251ZM251 181H249V182H251ZM179 182H180V181H179ZM192 182H194V181H192ZM223 182H224V181H223ZM236 182H237V181H236ZM196 183H197V182H196ZM202 183H203V182H202ZM204 183H205V182H204ZM216 183H217V182H216ZM220 183H221V181H220ZM228 183H229V182H228ZM228 183H226V184H228ZM199 184H200V183H199ZM212 184H213V183H212ZM233 184H235V183H233ZM218 185H219V184H218ZM222 185H225V184H222ZM230 185H231V183H230ZM240 185H241V184H240ZM242 185H243V184H242ZM247 185H248V184H247ZM194 186H195V185H194ZM206 186H207V184H206ZM216 186H217V185H216ZM235 186H236V185H235ZM244 186H246V185H244ZM0 187H1V186H0ZM180 187H181V186H180ZM213 187H214V186H212V189H214ZM230 187H231V186H230ZM237 187H238V185H237ZM246 187H249V186H246ZM206 188H207V187H206ZM241 188H242V187H241ZM241 188H240V189H241ZM253 188H254V187H253ZM253 188H252V189H253ZM189 189H190V188H189ZM225 189L227 190V185H226ZM240 189H239V190H240ZM242 189H243V188H242ZM183 190H184V188H183ZM192 190H193V189H192ZM216 190H217V188H216ZM216 190H215V191H216ZM221 190H223V188H222ZM228 190H230V189H228ZM239 190H238V191L235 190V193L238 194V192H240ZM244 190H245V189H244ZM246 190H247V189H246ZM215 191H214V192H215ZM219 191H220V190H219ZM219 191L217 192V194L219 193ZM236 191H237V192H236ZM183 192H184V191H183ZM207 192H208V191H207ZM225 192H226V191H225ZM225 192H223V194H225ZM233 192H234V191H233ZM181 193H182V191H181ZM210 193H211V192H210ZM229 193H230V192H229ZM182 194H183V193H182ZM211 194H212V193H211ZM243 194H244V193H243ZM248 194H250V193L247 192V195H248ZM251 194H252V193H251ZM251 194H250V196H251ZM178 195H179V194H178ZM192 195H193V194H192ZM196 195H197V194H196ZM208 195L211 196L210 194H208ZM212 195H213V194H212ZM219 195H220V194H219ZM221 195H222V194H221ZM226 195H227V194H225V196H226ZM239 195H241V192L239 193ZM187 196H188V195H187ZM223 196H224V195H223ZM225 196H224V197H225ZM227 196H228V195H227ZM230 196H231V195H230ZM253 196H254V195H253ZM255 196H256V195H255ZM255 196H254V197H255ZM184 197H185V196H184ZM196 197H197V196H196ZM233 197H235L234 194H233ZM113 198H114V197H112V199H113ZM189 198H190V197H189ZM189 198H188V199H189ZM210 198H211V197H209L208 199H210ZM214 198H215V197H214ZM230 198H231V197H230ZM238 198H239V197H237L236 199L238 200ZM245 198H246V197H245ZM247 198H248V197H247ZM262 198H263V197H262ZM181 199H183V198H181ZM188 199H187V200H188ZM190 199H191V198H190ZM194 199H195V198H194ZM239 199H240V198H239ZM263 199H264V198H263ZM160 200H161V199H160ZM184 200H185V199H184ZM211 200H212V199H211ZM237 200H236V201H237ZM242 200H244L243 197H242ZM247 200H248V199H247ZM251 200H252V199H251ZM251 200H250V201H251ZM188 201H190V200H188ZM196 201H197V200H196ZM208 201H209V200H208ZM213 201H215V200H213ZM213 201H212V202H213ZM234 201H235V200H234ZM236 201H235V202H236ZM210 202H211V201H210ZM212 202H211V203H212ZM215 202H216V201H215ZM227 202H228V201H227ZM227 202H226V203H227ZM240 202H241V201H240ZM240 202L237 201L236 205H237L238 203L241 204ZM183 203H184V201H183ZM192 203H193V202H192ZM195 203H196V202H195ZM195 203H194V204H195ZM197 203H198V201H197ZM200 203H201V202H200ZM213 203H214V202H213ZM213 203H212V204H213ZM244 203H245V202H244ZM244 203H243V204H244ZM263 203H264V202H263ZM113 204H114V203H113ZM204 204H205V203H204ZM204 204H203V205H204ZM216 204H217V202H216ZM218 204H219V203H218ZM229 204H230V202L228 203V205H229ZM257 204H258V203H257ZM257 204H256V205H257ZM152 205H153V204H152ZM155 205H156V204H155ZM171 205H172V204H171ZM185 205H186V202H185ZM205 205H208V204L206 203ZM205 205H204V206H205ZM221 205L224 206L223 204H221ZM234 205H235V204H234ZM236 205H235V206H236ZM246 205H248V202H246ZM256 205H255V207H256ZM259 205H260V204H259ZM172 206H174V205H172ZM230 206H231V205H230ZM241 206H242V205H241ZM241 206L238 205V208L241 207ZM243 206L245 207V205H243ZM243 206H242V208H243ZM113 207H115V206L113 205ZM187 207H188V205H187ZM197 207H198V206H197ZM197 207H196V209H197ZM200 207H201V206H200ZM228 207H229V206H228ZM232 207H233V205H232ZM249 207H250V206H249ZM249 207H248V208H249ZM251 207H252V206H251ZM251 207L249 208V210H251ZM255 207H254V208H255ZM149 208H150V207H149ZM198 208H199V207H198ZM204 208H205V207H204ZM206 208H207V207H206ZM208 208H209V207H208ZM222 208H223V207H222ZM225 208H227V207H225ZM225 208H224V209H225ZM229 208H230V207H229ZM235 208H237V207H235ZM257 208H258V207H257ZM147 209H148V208H147ZM147 209H146V210H147ZM160 209H161V208H160ZM167 209H168V208H167ZM201 209H202V207H201ZM219 209H220V207H219ZM232 209H233V208H232ZM239 209H241V208H239ZM244 209H245V208H244ZM263 209H264V208H263ZM143 210H144V209H143ZM161 210H162V209H161ZM203 210H204V209H203ZM208 210L210 211V209H206V211H208ZM221 210H222V209H221ZM230 210H231V209H230ZM234 210H236V209H234ZM234 210H233V211H234ZM242 210H243V209H242ZM245 210H247V208H246ZM252 210H253V209H252ZM252 210H251L250 213H252ZM254 210H255V209H254ZM254 210H253V211H254ZM197 211H198V210H197ZM200 211H201V210H200ZM206 211L204 210V212H206ZM209 211H208V212H209ZM225 211H227V210H225ZM236 211H238V210H236ZM247 211H248V210H247ZM16 212H17V211H16ZM144 212H145V211H144ZM150 212H152V211H150ZM201 212H202V211H201ZM208 212H206V213H208ZM229 212H231V211H229ZM238 212H239V211H238ZM238 212H235V213H238ZM243 212H245V211H243ZM14 213H15V212H14ZM181 213H182V212H181ZM193 213H194V212H193ZM196 213H197V212H196ZM198 213H199V212H198ZM223 213H225V212H223ZM226 213H227V212H226ZM240 213H241V212H240ZM247 213H249V212H247ZM144 214H146V213H144ZM152 214H153V213H152ZM176 214H177V213H176ZM219 214H220V213H219ZM219 214H218V215H219ZM231 214H234V212H232ZM243 214H244V213H243ZM11 215H12V214H11ZM16 215H17V213L15 214V216H16ZM185 215H186V214H185ZM220 215H223V214L221 213ZM226 215H227V214H226ZM228 215H229V214H228ZM238 215H239V214H238ZM244 215H245V214H244ZM247 215H248V214H247ZM8 216H10V213H9ZM214 216H215V215H214ZM223 216H224V215H223ZM230 216H231V215H230ZM233 216H234V215H232V217H233ZM236 216H237V214H236ZM155 217H156V216H155ZM196 217H198V216L196 215ZM196 217H195V218H196ZM210 217H211V216H210ZM217 217H218V216H217ZM219 217H220V216H219ZM232 217H231V218H232ZM168 218L172 219L173 217L171 218V217H169V215H168ZM191 218H192V217H191ZM200 218H202V217H200ZM229 218H230V217H229ZM233 218H234V217H233ZM233 218H232V219H233ZM261 218H263V216H262ZM9 219H10V218H9ZM13 219H14V217H13ZM145 219H146V218H145ZM145 219H144V220H145ZM155 219H156V218H155ZM170 219H169V220H170ZM212 219H213V218H212ZM214 219H215V218H214ZM214 219H213V220H214ZM225 219H226V218L224 217L223 220H225ZM227 219H228V217H227ZM242 219H243V218H242ZM255 219H256V218H255ZM179 220H181V219H179ZM200 220H201V219H200ZM204 220H205V219H204ZM209 220H210V219H209ZM219 220H220V219H219ZM228 220H229V219H228ZM234 220H235V218H234ZM239 220H241V219H238V221H239ZM244 220H245V218H244ZM258 220H259V219H258ZM258 220H257V221H258ZM260 220H261V219H260ZM145 221H146V220H145ZM196 222H197V221H196ZM198 222H199V220H198ZM198 222H197V224H198ZM207 222H208V221H207ZM207 222H206V223H207ZM234 222H235V221H234ZM255 222H256V221H255ZM255 222H254V223H255ZM150 223H151V222H150ZM170 223H171V222H170ZM250 223H251V222H250ZM256 223H257V222H256ZM168 224H169V222H168L166 225H168ZM209 224H210V223H209ZM224 224H226V222L223 223V225H224ZM233 224H235V223H233ZM248 224H249V223H248ZM248 224H247V225H248ZM257 224H258V223H257ZM171 225H172V224H170V226H171ZM200 225H201V222H200L199 226H200ZM203 225H205V224H203ZM213 225H214V224H213ZM213 225L211 224L210 226L212 227ZM215 225H216V224H215ZM226 225H228V224H226ZM229 225H230V224H229ZM229 225H228V226H229ZM236 225H237V223L235 224V226H236ZM239 225H241V222H240ZM244 225H246V224H244ZM249 225H250V224H249ZM207 226H208V224L206 225V227H207ZM216 226H218V225H216ZM220 226H221V225H220ZM220 226H219V228H220ZM250 226H251V225H250ZM252 226H253V225H252ZM121 227H122V226H121ZM201 227H202V226H201ZM206 227H205V228H206ZM224 227H225V225H224ZM242 227H243V226H242ZM39 228H40V227H39ZM166 228H169V227L167 226ZM171 228H172V226H171ZM194 228H195V226H194ZM221 228L223 229V231H226V230H227L226 228H228V227L225 228L226 230H224L223 226H221ZM236 228H237V227H236ZM246 228H247V227H246ZM249 228H250V227H249ZM249 228H247V229H249ZM254 228H255V227H254ZM196 229H197V228H196ZM214 229H215V228H214ZM244 229H245V228H244ZM244 229H243V230H244ZM252 229H253V228H252ZM42 230L45 231V229H42ZM197 230H198V229H197ZM243 230H242V231H243ZM211 231H212V233L214 234V230L212 229V230H210V232H211ZM231 231H232V230H231ZM248 231H249V230H248ZM250 231H251V229H250ZM252 231H254V230H252ZM202 232H203V231H202ZM207 232H208V231H207ZM219 232H220V231H219ZM219 232H215V233H216V234L218 233L219 235H220V233H223L222 231H221L220 233H219ZM40 233H41V231H40ZM43 233H44V232H43ZM188 233H189V232H188ZM244 233H245V232H244ZM248 233H249V232H248ZM207 234L210 235L209 232H208ZM216 234H215V235H216ZM225 234H226V233H225ZM250 234H251V233H250ZM190 235H192V234H190ZM222 235H223V234H222ZM241 235H242V234H241ZM252 235H253V234H252ZM38 236H39V235H38ZM138 236H139V235H138ZM196 236H197V235H196ZM196 236H195V237H196ZM211 236H212V235H211ZM220 236H221V235H220ZM220 236H217V235H216V237H218L217 239H219ZM25 237H26V236H25ZM186 237H188V236L186 235ZM190 237H192V236H190ZM199 237H200V236H199ZM209 237H210V236H209ZM221 237L224 238L223 236H221ZM245 237H246V236H245ZM26 238H27V237H26ZM29 238H30V237H29ZM31 238H32V237H31ZM243 238H244V237H243ZM140 239H141V238H140ZM178 239H179V238H178ZM209 239H210V238H209ZM213 239H214V238H213ZM213 239H212V240L210 239V240L213 242ZM190 240H191V239H190ZM192 240H193V239H192ZM210 240H209V241H210ZM215 240H216V239H215ZM244 240H245V239H243V242H244ZM137 241H138V240H137ZM142 241H143V240H142ZM176 241H177V240L175 239L174 242H176ZM182 241H183V240H182ZM184 241H185V240H184ZM22 242H23V241H22ZM26 242H27V241H25V243H26ZM174 242H173V243H174ZM187 242H188V241H187ZM246 242H247V240H246ZM256 242H257V241H256ZM30 243H31V242H30ZM139 243H140V242H139ZM154 243H155V242H154ZM157 243H158V242H157ZM157 243H156V244H157ZM171 243H172V242H171ZM262 243H263V241H262ZM131 244L133 245V243H131ZM177 244H178V243H177ZM189 244H190V242H189ZM207 244L210 246V242H208ZM259 244H261V243H259ZM32 245H34V244L32 243ZM180 245H181V244H180ZM183 245H184V244H182V246H183ZM186 245H187V244H186ZM186 245H185V246H186ZM257 245H258V243H257ZM261 245H264V244H261ZM34 246H35V245H34ZM158 246H159V245H158ZM160 246H162V245H160ZM176 246H177V245H176ZM176 246H174V247H176ZM188 246H189V245H188ZM259 246H260V245H259ZM20 247H21V246H20ZM20 247H19V248H20ZM22 247H23V246H22ZM137 247H138V246H137ZM149 247H151V246H149ZM186 247H187V246H186ZM207 247H208V246H207ZM262 247H264V246H262ZM151 248H153V247H151ZM159 248H160V247H159ZM169 248H170V247H169ZM176 248H177V247H176ZM189 248H190V247H189ZM192 248H195V247H192ZM249 248H250V247H249ZM23 249H25V248H23ZM23 249H22V250H23ZM137 249H138V248H137ZM181 249H182V247H181ZM262 249H263V248H262ZM25 250H26V249H25ZM183 250H184V249H183ZM185 250H187V249H185ZM185 250H184V251H185ZM194 250H195V249H194ZM174 251H177V250H174ZM174 251H172V252L174 253ZM196 251H197V250H196ZM209 251H210V250H209ZM263 251H264V250H263ZM169 252H170V250H169ZM189 252H190V251H189ZM261 252H262V251H261ZM261 252H260V253H261ZM164 253H165V252H164ZM175 253H176V252H175ZM180 253H181V252H180ZM12 254H13V253H12ZM127 254H128V253H127ZM130 254H131V252H130ZM167 254H169V253H167ZM176 254H177V253H176ZM192 254H193V253H192ZM9 255H10V254H9ZM36 255H37V254H36ZM189 255H190V254H189ZM21 256H22V254H21ZM33 256H34V255H33ZM178 256L180 257L181 254L178 255ZM9 257H11V256H9ZM9 257H8V258H9ZM126 257H127V256H125V258H126ZM182 257H184V256H182ZM191 257H192V256H191ZM191 257H190V258H191ZM1 258H2V257H1ZM186 258H187V261H188V258H189V257H186ZM5 259H6V258H4V261H5ZM18 259H20V258H18ZM196 259H197V258H196ZM32 260H33V259H32ZM155 260H156V259H155ZM194 260H195V259H194ZM197 260L200 261L199 259H197ZM14 261H15V260H14ZM14 261H13V262H14ZM127 261H128V259H127ZM198 261H197V262H198ZM117 262H118V261H117ZM195 262H196V261H195ZM36 263H38V261H37ZM117 264H118V263H117ZM188 264H189V263H188Z\"/></svg>",
    "mask_w": 264,
    "mask_h": 264
},
{
    "label": "rangeland",
    "instance_id": "obj_4",
    "mask_svg": "<svg viewBox=\"0 0 264 264\" xmlns=\"http://www.w3.org/2000/svg\"><path fill=\"white\" fill-rule=\"evenodd\" d=\"M164 10H165V13L168 14L167 9L164 8ZM208 55L213 57V59L215 60V63H217L219 65H221L223 63L225 64L226 61H227V60L226 61L223 60L224 54L222 52L209 53V51H208V52H206L204 54V57L208 58ZM238 65H239V63L235 65L233 62H230V61L228 63H226V67H228L230 69L238 67ZM250 68H252V65L250 66ZM253 69L255 70V72L258 71L259 70V65L258 64H254ZM258 78H259V76H257L255 74L254 78H253L254 83H259L260 80H258ZM214 210H217V207H214ZM137 248H138L137 250L140 251V253H141V257L140 258L141 259L144 258L146 256L145 253H146V250H147L146 245L144 243H142V244H139Z\"/></svg>",
    "mask_w": 264,
    "mask_h": 264
},
{
    "label": "built area",
    "instance_id": "obj_5",
    "mask_svg": "<svg viewBox=\"0 0 264 264\" xmlns=\"http://www.w3.org/2000/svg\"><path fill=\"white\" fill-rule=\"evenodd\" d=\"M258 2H259V3H261V2H260V0H258ZM260 5H263V6H264V3H261ZM235 51H236V50H233V52H235ZM228 56H230V55L228 54ZM228 56H226V59H228V60H229V59H230V57H228Z\"/></svg>",
    "mask_w": 264,
    "mask_h": 264
}]
</instances>
